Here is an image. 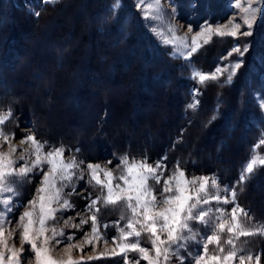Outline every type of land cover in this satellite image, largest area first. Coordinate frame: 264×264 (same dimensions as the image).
Instances as JSON below:
<instances>
[{"label":"trees","instance_id":"1","mask_svg":"<svg viewBox=\"0 0 264 264\" xmlns=\"http://www.w3.org/2000/svg\"><path fill=\"white\" fill-rule=\"evenodd\" d=\"M116 1L0 0V102L12 111L5 130L13 131L12 123H18L15 112L31 120L39 138L51 144L90 145L87 158L99 150L118 157L126 152L167 156L170 165L179 160L187 171L216 172L226 181L234 177L263 125L249 91L256 80L257 86L264 80V63L253 59L256 52L264 53V17L234 82L224 88L208 84L193 110L187 107L195 83L187 61L172 56L152 35L134 0H119L114 12ZM229 2L174 0L178 18L193 25L226 17ZM227 48L216 38L192 62L200 67L215 63ZM120 90L122 95H110ZM46 114L61 115L78 128L50 129L41 119ZM213 115L217 118L209 123ZM79 119H85L81 126ZM261 171L258 199L264 197Z\"/></svg>","mask_w":264,"mask_h":264},{"label":"snow or ice","instance_id":"2","mask_svg":"<svg viewBox=\"0 0 264 264\" xmlns=\"http://www.w3.org/2000/svg\"><path fill=\"white\" fill-rule=\"evenodd\" d=\"M44 2L55 4L58 0ZM246 4L243 6L240 0H235L242 23L230 20L231 30L206 23L193 35L190 48L186 37L179 36L178 29L169 21L167 31L173 40L166 39L164 43L172 44L174 54L190 60L202 46L198 40L206 44L213 34L234 38L249 36L258 16H264V0H246ZM117 7L118 0L113 6L114 12ZM137 7L142 9L145 20L159 21L166 15L161 0L150 3L141 0ZM39 14L35 13L37 16ZM242 25L248 31H241ZM152 30L162 35L156 27ZM179 47L185 51L176 52ZM248 51L247 45L243 48L237 46L229 55L238 53L243 57ZM260 59L264 63V56ZM242 66L243 60L230 66L227 83L232 82ZM223 74L219 66L210 72L193 68L191 78L203 85L217 81ZM198 92L199 89H196L193 94ZM198 103V100L193 101L187 107L195 110ZM259 107L264 111V96ZM11 117L10 108L0 112V149L5 145L8 147V151L0 150V264H22L26 258V245L34 256L35 264H65L50 255L53 245L66 244L69 249L76 248L81 253L85 246L95 251V246L100 242L107 245L109 239L106 230L109 225H101L100 213L108 207L122 209L120 219L112 225L118 232L117 236L111 237L115 247L89 257V260L120 256L124 264H140L141 260L146 264H169L175 257L179 264H188L189 259L192 264H237V261L238 264H253V261L260 264L262 254H253L246 249V240L241 241V238L264 236V223L253 222L249 211L238 203L235 185H222L216 176H189L179 160L169 170L165 163L167 156L150 162L147 154L135 156L126 152L114 167L87 162L79 158V148L73 150L62 143L50 144L40 139L34 131L20 138L21 145L27 147L18 149L12 143L16 133L7 132L4 128ZM216 118L217 115H213L209 123ZM259 145H264V138L254 149ZM18 151L20 155L16 156ZM108 165H112V161H108ZM258 168H264V157L253 155L244 166L237 185L246 184ZM37 171L41 180L35 196L19 215L15 229H10L6 234V226L12 224V214L19 207L15 202L20 190ZM86 178L89 185L96 189V194L90 192L85 196L90 201L85 208L87 218H80L78 223L76 217L64 219V224L71 222L70 226L77 232L90 222L83 244L75 245L72 242L76 239V233L69 234L58 227L57 216L62 217L64 212L75 209L70 197L75 194V183ZM240 190L243 191V187ZM226 205L232 206L229 209ZM123 221L126 223L122 224ZM101 228L105 231H101ZM17 231L20 248L9 245ZM145 234L151 243L150 249L141 244L140 238ZM190 244L196 246L194 253L188 251ZM185 252L187 256L183 254ZM129 253H136L138 257H130ZM66 264L85 262L68 259Z\"/></svg>","mask_w":264,"mask_h":264},{"label":"rangeland","instance_id":"3","mask_svg":"<svg viewBox=\"0 0 264 264\" xmlns=\"http://www.w3.org/2000/svg\"><path fill=\"white\" fill-rule=\"evenodd\" d=\"M229 1L230 2L228 3V9L230 10V12L226 15V17H224L222 19H211L208 17L207 19L200 21L199 24H197V25H193L189 20H182V19L178 18L177 6L174 4V0H161V5H162L166 15L164 16V18L162 20H159V21L145 20L144 19V13H143L142 9L137 7V5L139 3H141V0H134V3H135V6H136L139 14L141 15L146 27L149 29V31L152 33V35H154L156 37V39L159 41V43H161L162 45L169 48L170 54L172 56L179 57V58L185 60L182 56L174 54V49H173L172 44H165L164 43V40H166V39L167 40H173V37L167 31L169 21H171V24L174 25L178 29V35L179 36L186 37L188 47L190 48L193 35H195V33L199 32L201 30V27L205 26L206 23L211 24L213 27L225 26L227 30H231V25L229 24L230 20H234L236 22L242 23L241 13L235 7V0H229ZM40 2L45 3L44 0H40ZM148 2L150 3V2H152V0H148ZM190 2H191V0H190ZM240 2L243 6H247L246 0H240ZM116 3H117V1L115 2V4ZM119 5H120V1L118 0V6ZM185 6H187V5H185ZM174 8H175V12H173ZM72 17L74 19L78 18L77 14L72 15ZM263 17L264 16H258L257 20L254 22L253 28L250 30L252 34L249 36H242L241 35V36L234 38V37H231L228 35L220 37V36L213 34L211 36V38L209 39V42L206 44L203 43L202 40H198V43H200L202 45L199 48V50L201 48H203L204 46L208 45L212 40H214L216 38H220V39L222 38V40L226 41V43L228 44V48L226 50L222 51L221 55L217 58L215 63L214 62H212V63L208 62V63H205L201 67L196 66L192 62V58L195 56V54L191 57L190 60H185V61H187L188 65H189L188 77L192 81L195 82L193 84V88L190 92V94H191L190 103H192L193 101H197V100L199 101L200 93H203L204 88L208 84H210V83L212 84V82H210L208 84L202 85V84L198 83L197 79H192L191 78L192 69L195 68V69L203 70L204 72H210V71H214L219 66V67H221L224 74H223V76H220V78L217 81H215L216 84H218V86L223 87V88H224V86H228V85L232 84L234 82V78L238 74L239 70L237 71L236 75L234 76L232 82L229 84L226 82V77L228 75V69L230 68L231 65L235 64L237 61L243 60V63H244V61L246 62L249 54L250 53L252 54L251 45L254 43L250 39L252 38V36L256 32V28L258 27V24L260 23V21L262 20ZM55 25H57V24H55ZM189 25H191V29H192L191 31H189ZM153 27H156L158 30H160L162 32V35L155 34L152 30ZM241 31H248V29L246 26L242 25ZM245 45H247L249 47V51L243 57H241L238 53H232V55H229V53L232 52V49L234 47L239 46V47L243 48ZM175 51L176 52H184L185 49L183 47H179ZM198 51L196 53H198ZM220 52H221V49H220ZM259 52L260 51L256 52L257 54L253 58L254 61L257 58L256 56H258L259 58L264 56V53H259ZM260 62H261V59H260L258 65H261ZM196 89H199V92H198V94L194 95L193 93H194V90H196ZM104 90L107 91V89H103V91ZM123 93H124V90H120L119 92L111 93L110 95L114 96V97H118L119 95H122ZM249 93L253 95V98L255 99L256 103L259 106L261 97L264 96V80H263L261 86H257V80H256L252 84ZM117 103L118 102H115L116 105H117ZM118 106H119V104H118ZM6 111H7L6 107L4 105H2L0 102V112H6ZM259 112L262 115L263 125L261 126V128L258 132V136L256 137L254 143L251 145L248 157L244 160V162L242 163V165L240 167L239 172L234 177L228 178L226 181V180L221 179L220 175L216 172L187 171V174L189 176H192V175H196V176L205 175V176H209V177L216 176V177H219L222 185H228L229 187L235 185L237 188L238 203L243 208H245L249 211L250 215L253 218V222L264 223V220H263L264 219V210L261 209V208H264V197L262 196L259 199H258V197H256V193H257L256 188L259 187L258 186V184H259L258 183V177L263 172V171H261L262 168H258L255 175L253 177H251L246 184H244L243 186L237 185V181L239 180L240 174L243 171L244 166L249 161V159L253 155H258V156L264 157V145H259V147L254 149V146L258 145L259 140L261 138H264V111H262L260 108ZM13 118H16L18 123L16 125H14L12 123V125H11V128H13V131L16 133V139L13 140L12 143L15 144L18 149H22L24 147H27V145H21L20 138H22L23 136H25L29 132L34 131L36 133V127L31 120L19 117L18 113L14 112ZM41 119L44 122H46V120L49 122V125L51 127L50 129H54L56 126H61V127H64L66 129V131L71 130V129H74L76 131L77 130L76 128H78L74 125L69 126L67 121H64V119L62 118L61 115H54V117H53V115H50V114L41 115ZM78 122L79 123H77V125L81 126L80 122L85 123V119H79ZM13 131L9 130L7 132H13ZM55 145H57V144H55ZM79 149H81L79 154H78L79 158L84 159L87 162L97 163V164H100L102 166L107 165L109 167H114L117 163H119V157L118 156H115V155L112 156L111 154L107 153L106 151L102 152V150L101 151L99 150V154L96 157L87 158L85 153H86V151H90L92 149L90 145H86V146L84 145V149L83 148H79ZM0 150L8 151L7 145H5L3 147V149H0ZM15 155L19 156L20 152L18 151ZM156 160H158V159H150V162H155ZM108 161H112V165H108ZM165 163L167 164L169 170H171L174 167V165H170L167 161H165ZM40 180H41V175H40L39 171H37L32 177H30L29 182L25 183L24 186L21 188L20 196L18 197V199L15 202L16 204L19 205V207H17L16 210L14 211V213L12 214V218H13L12 224L10 226H6V229H5L6 234L10 229H15L16 220H18L19 215L23 211H25V209L28 207V201H30L34 198L36 188L39 186ZM241 187H243V191L240 190ZM261 189L264 190V183L261 184ZM90 192L93 194H96V189L89 185L87 178L84 180L77 181L75 183V194H73L70 197L72 203L75 205V209L73 211L64 212L62 217L60 215L57 216L58 227L63 228L66 233H69V234L73 233V232L76 233V239L72 242L75 245H82L83 244L84 233L89 231L90 226H91L90 222H89V224H87L83 227L82 231L77 232L76 229H74L70 226L71 222L69 225H65L64 219H66L69 216L76 217L77 218L76 222L78 223L80 218H87L88 213L85 211V208L89 204L90 201L88 199H85V196ZM253 204H254V206H253ZM231 206L232 205H226L225 207L230 209ZM78 213H79V216L77 215ZM121 214H122V209L112 208V207L104 208L103 211L100 213L101 225H103V224L109 225V228L106 230V235L109 239V243L107 245H105L103 242H100L97 246H95V251H93L92 247L85 246L83 253L79 252L76 248L69 249V247L66 244H61L60 246L53 245L52 246L53 250L50 253V255L58 261L65 262V264L68 261V259H72L75 261H81L82 260L85 262V264H124V260L120 256H116V257L106 256L105 258H101L98 260L97 259L89 260V257H94L98 254L104 253L106 249H112L113 247H115V245H113L111 243V237L117 236L118 232H117L116 228L112 225L115 221H118L120 219ZM123 223H126V221H123L122 224ZM196 227H200V226L196 225ZM101 231H105V230L103 228H101ZM14 235H15V239L10 240L9 245L11 246L12 244H14L16 248H20L19 232L18 231L15 232ZM140 240H141L142 246L147 247L149 249L151 248V243H150L149 238L146 234L141 236ZM245 240H246V243L244 244V247L246 249L252 251L253 254H262L260 264H264V236H253V237H249V238H241V241H245ZM25 248H26V258L23 259L22 264H35L34 256L31 253L30 249L28 248L27 245L25 246ZM188 251L194 253L196 251V246L193 244H190ZM183 254L186 256L188 255L187 252H185ZM129 255H130V257H133V258L138 257V254H136V253H129ZM140 264H146V262L141 260ZM169 264H179V262H178V260H176L175 257H173L171 259V261L169 262ZM188 264H192L191 259H189ZM237 264H238V261H237ZM253 264H255V261H253Z\"/></svg>","mask_w":264,"mask_h":264}]
</instances>
